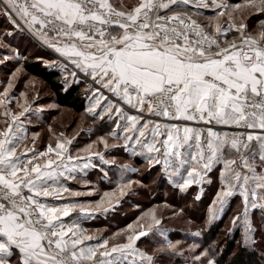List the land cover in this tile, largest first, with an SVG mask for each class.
<instances>
[{
	"label": "snow or ice",
	"instance_id": "snow-or-ice-1",
	"mask_svg": "<svg viewBox=\"0 0 264 264\" xmlns=\"http://www.w3.org/2000/svg\"><path fill=\"white\" fill-rule=\"evenodd\" d=\"M0 15L90 78L98 87L91 88L94 103L87 111L95 114L105 102L101 117H118L111 136L122 138L125 149L149 167L162 165L180 190L222 165L209 222L238 193L243 211L232 223L242 226L245 245L255 243L249 211L264 210V19L255 29L245 21L264 16V0H0ZM13 51L0 64L19 59ZM12 88L10 80L0 93V264H155L154 253L136 247L149 233L163 237L157 251L175 254L180 242L168 238L155 209L140 218L149 222L138 220L107 238L81 227L80 219L108 212L126 194L133 181H125L124 173L137 171L129 164L119 165L116 189L94 204L57 203L93 194L72 191L62 181L96 167L93 158L115 164L94 150L97 143L108 149V140L101 136L75 156L64 133L43 151L35 146L39 133H33L28 146L26 114L43 109H32L21 92L24 103L17 100L20 111H13ZM73 212L80 217L65 223ZM201 257L208 252L193 259Z\"/></svg>",
	"mask_w": 264,
	"mask_h": 264
},
{
	"label": "rangeland",
	"instance_id": "rangeland-1",
	"mask_svg": "<svg viewBox=\"0 0 264 264\" xmlns=\"http://www.w3.org/2000/svg\"><path fill=\"white\" fill-rule=\"evenodd\" d=\"M131 2H134V0H124L125 4ZM229 2H240V0H229ZM208 14H210V12ZM261 19H264V16L255 15L249 17L245 22L248 23L252 29H255L258 25V21ZM6 33L11 34L8 35ZM28 34L30 37L27 39L25 36H28ZM5 45L7 47H5ZM13 50L18 52L19 55L23 53V56L29 54H46V59H48L47 62H50V64L60 62L66 65L63 60H60L61 56L58 53L37 37L33 36L27 29H17L6 17L0 15V59L5 55L13 56ZM44 51H49L50 53H45ZM52 52H55V54ZM51 53L54 54V61L49 58ZM20 56L22 57V55ZM11 60L12 59H9L7 62H11ZM5 63L6 62L0 64V66H3ZM6 64V70L4 69V73L0 75V85L3 92L8 82L10 80L12 81L13 88L10 90L9 96L11 98L10 106L14 111H20L16 103L17 100H19L21 104L24 103V97L20 96L21 92L26 93L28 103L36 101L43 109L59 107L51 97L53 96L52 91L43 80L28 74L23 69L22 64L18 66ZM67 67L63 70H66ZM17 69H20V71L13 77V73H16ZM75 73L77 75L78 72L75 71ZM71 76L76 80L80 79L77 78V76ZM3 78H5V80ZM85 78L88 79L87 77ZM14 91H17V93L14 94ZM11 92H13V94ZM0 112H2V109H0ZM0 117L2 118V115H0ZM86 126H90V123L84 115L65 107H59V109L52 114L49 123L40 127L38 131L41 133L39 140L40 142L45 141L44 143L55 142L56 137H58L60 133H64V137H74L75 142L79 144L83 142L81 145L85 147L91 144V141L92 143L98 141V137L90 140V127H88V131L83 130ZM49 129H51V131ZM105 138L107 139V137ZM96 145V149L104 147L99 143ZM147 171L149 170L145 166L141 174L143 175ZM158 175V173H153L150 176L152 178L149 182H144L142 179L133 180L132 186L125 190L126 194L124 196L126 197V202L120 203V205L116 203L117 205L108 211L107 214L110 215L106 221L91 223L90 234L98 236L102 234L101 236L105 238L111 237L117 232L126 230L129 224L135 225L138 220L140 223L149 222L148 218L142 220L140 218L143 216L144 212L155 209L157 217L161 219L160 226L167 230L168 238L174 243L177 241L180 242L177 252L173 254L167 250L157 251L161 243H163V237L159 236V234L149 233L148 236L141 237L136 242V247L140 250L147 251L149 254L154 253L155 264H207L208 259H213L215 264H222L221 259L224 254L227 239L233 236L236 229L239 232L238 242L244 243L242 226L239 223L234 226L232 223L233 217L237 214H230L223 225L218 229L217 233L212 237V235L208 233L210 226L215 222L214 220L209 222V209L212 207L213 202L198 204L194 201L192 196L183 198L182 193H187L188 190H180L173 182H169V185H167V183H162L160 187L158 186ZM99 182L100 181L97 180L90 184V191L93 192V194L90 195V203L94 204L98 201L104 191L116 189V187L106 188ZM135 187L138 189L134 190ZM114 202L115 200L113 204ZM125 220L128 221L122 223ZM196 232H199L200 235H193ZM259 232L258 234L256 230L254 231L253 238L255 243L248 246L259 251L261 260L264 263L263 227L259 228ZM121 239H123V237H121ZM192 245H197V247L194 250H190ZM205 250L208 252V257H201V262L194 261L193 257L200 255V253ZM181 252L183 253L182 255L179 254ZM132 259L133 258H129V260ZM135 259L139 261L138 256H136Z\"/></svg>",
	"mask_w": 264,
	"mask_h": 264
},
{
	"label": "crops",
	"instance_id": "crops-1",
	"mask_svg": "<svg viewBox=\"0 0 264 264\" xmlns=\"http://www.w3.org/2000/svg\"><path fill=\"white\" fill-rule=\"evenodd\" d=\"M112 2L114 4L118 5L119 0H112ZM135 3H136V0H134V2L129 3V5L135 4ZM210 11L211 10H205L206 14H208ZM60 60H63V62H65L66 67L68 66L66 69L68 74H71L75 71L78 72V74L80 73L65 58L60 57ZM62 69H64V68H62ZM3 70L4 69L0 68V73L3 72ZM80 74L83 75L82 73H80ZM88 80L90 81V87L91 88L98 87L92 83L90 78H88ZM0 93H2L1 85H0ZM11 93L13 94V92H11ZM15 93H17V92L14 91V94ZM92 94L93 93L90 90V92L87 95L86 109L91 107L92 103H94V100L90 99ZM105 95H108L109 98L112 99L115 103H119L120 106L123 107L126 111H129L130 114H135L134 110L129 109L127 105H124L122 102L117 101L115 97H112L108 93H105ZM104 103L105 102L102 101V106L98 107L96 109V114H95L96 116L90 117V140L92 138L96 139L97 137L99 138L101 136L107 137V140L109 141V148L105 149L103 147L101 149H96V147H95L94 150L104 153L105 158L108 160L114 159L115 164H111V163L110 164H103L98 158H93L92 162H93V164L96 165V167L87 169L85 173L77 172L75 180H63L62 181V183H64V185L66 187H68L69 189H71L72 191H80V192H84V193L90 192V184H92L93 181L96 182L97 180L100 181L99 183H101L102 186H104L106 188L117 187V184L120 182L121 168L119 167V165H121V164H129V165H131L132 168L137 169V171H135V172H132V171L125 172L124 173V180L125 181H127V180L133 181L136 179H142L141 173H142V169L144 166H146L149 169V171H152L153 169L157 168L156 170H159L162 173V165H157V167H149L146 159L143 156H134L129 151H127L125 149L124 142H123L122 138L121 139H114L111 136V132L115 128V122L114 121L118 117H116L115 113H113V119H109V116L107 114H105V115H103V117H101L100 113H102L104 111V108H103ZM29 104L31 105L32 109H43L41 106H39V103H37V102L36 103L30 102ZM9 107L11 108L10 105H9ZM41 113L43 114V111L38 112V113L26 114L28 119L25 120V126L27 128L28 140L26 141V143L28 144V146H30V147L32 146L31 140H32L33 133H39V137L35 141V146L39 150L43 151V150H45V148L49 142L44 143L45 141L40 142V140H39L41 133L38 131L42 125L47 124L46 121H44V122L41 121V115H39ZM90 114L92 115V113H90ZM35 116H37V117L35 118ZM2 119H3V117L2 118L0 117V120H2ZM121 135H122V133H121ZM65 138L72 139L70 151H71V154L73 156H75L77 154V149H83L84 148L81 145V144H83V142H81L80 144L78 142H75L74 137H65ZM51 143L55 144V142H51ZM90 143H92V141ZM95 146H97V145H95ZM138 150L139 149H137V151ZM81 155H84V154L81 153ZM81 163H83V161H81ZM221 170H222V165L214 166L211 171L207 172V174L204 177V180L201 183H199V184L193 183L189 188H187V190L195 188V190H196L195 191V198L196 199H197V197L200 198L205 190H207V191L213 190V200H214L217 192L219 191V189L222 186L221 178H220ZM105 173L107 174L106 176H105ZM162 175L165 176L168 184H169V182H172L168 179L167 175H165L163 173H162ZM184 175H186V172L184 173ZM173 179H178V178L174 177ZM85 181H87V183H85ZM236 198L237 199L241 198V202H243L242 197L238 193L236 195H234L233 197H230L229 202H230V200H232V199L234 200ZM123 200H125V196L122 198H119V203H121ZM213 200H212V202H213ZM57 203H84V204H88V203H90V196L89 195H84V196H80V197H68V196H66L65 199H63L61 201H57ZM119 203H117V204H119ZM117 204H116V202H114L112 207L114 208ZM226 207H227V205L225 206V209H226ZM257 209H259V208H257ZM257 209H252V213ZM107 213L108 212H106V213L97 212V213H94L93 215H91L87 219H80L79 222L81 224V227L83 229L87 230V232L90 234V224L94 223V222L106 221V219H108V217L110 215ZM80 215L81 214L79 212H73L69 217L64 218L65 223L70 224L72 221L77 220L78 217H80ZM129 258H133V257L130 256Z\"/></svg>",
	"mask_w": 264,
	"mask_h": 264
},
{
	"label": "trees",
	"instance_id": "trees-1",
	"mask_svg": "<svg viewBox=\"0 0 264 264\" xmlns=\"http://www.w3.org/2000/svg\"><path fill=\"white\" fill-rule=\"evenodd\" d=\"M29 37H30L29 35L25 36V38L27 39ZM42 48L44 49L43 46ZM44 52L47 53L49 51H44ZM20 55H22V57ZM20 55H19L20 57L19 59H12L11 62L10 61L9 62L5 61V62L8 64H13L14 66L16 65L18 66L19 64H22L23 69L28 74L33 75L37 78H40L46 83L47 87L53 93V96H51L52 99L59 105V107H65V108L73 110L76 113H81L90 123V117L96 116L95 115L96 113L95 114L92 113L91 115L90 112H87V109H86L87 95L91 90L90 81L88 79H86L83 75L78 74V73L75 76H77V78H80V79L78 80L74 79L72 76H70L71 74H68L66 70H63L61 68L62 64L60 62L56 64H53V63L50 64V62H47L48 59H46L47 57L46 54H42V55L29 54V55L23 56V53H22ZM49 58L54 61L55 59L54 54L51 53V56H49ZM6 63L3 66H0V68L6 70L7 68ZM3 73L4 72L0 73V75H2ZM3 79L5 80V78ZM3 79L1 80L4 81ZM33 103H36V101H33ZM59 107L44 109L43 114L42 113L39 114L41 115V121L43 122L46 121V123L48 124L49 120L51 119L52 114L56 110H58ZM37 116H35V118ZM88 127L90 126L84 127L83 130L88 131ZM156 169L145 172L141 177H142V180H144V182H149L150 179L152 178L150 176L153 173H158L159 174L158 175V186L161 187L162 183L164 184L167 183V179L165 178L164 175H162V173L159 170H156ZM167 185L169 184L167 183ZM137 189H138L137 187L134 188V190H137ZM195 191H196L195 188L188 189L187 193H182L183 194L182 197L184 198V197L192 196L194 201L198 204H201V203L205 204V203L212 202L213 190H210V191L205 190L199 199L195 198ZM236 199L230 200V202L227 204V207L224 213L220 214L219 218L214 220L215 222L210 226V230L208 233L209 235H212L213 237V235L217 233L218 229L223 225L224 221L230 216V214L242 213L243 202H241V198H238L237 200ZM125 202H126V197H125V200H123L121 203H125ZM249 214H250L249 215L250 219H252V225H253V228L256 230V233L259 234L260 233L259 228H262V227H263V233H264V210L257 209L252 213V209H250ZM127 221L128 220H125L122 223H126ZM117 226H120V225H117ZM238 233L239 232L236 229L233 236L227 239V244H226L222 259H221V263L222 264H264L263 261L261 260V256L258 250L254 248H250L248 245H245L244 243L240 241L238 242V237H239Z\"/></svg>",
	"mask_w": 264,
	"mask_h": 264
},
{
	"label": "built area",
	"instance_id": "built-area-1",
	"mask_svg": "<svg viewBox=\"0 0 264 264\" xmlns=\"http://www.w3.org/2000/svg\"><path fill=\"white\" fill-rule=\"evenodd\" d=\"M52 53H54V54H55V52H52Z\"/></svg>",
	"mask_w": 264,
	"mask_h": 264
}]
</instances>
